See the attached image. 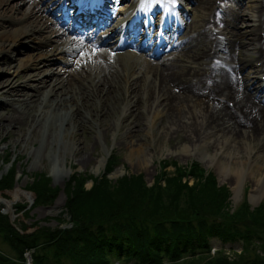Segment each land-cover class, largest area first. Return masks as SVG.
<instances>
[{
    "label": "rangeland",
    "instance_id": "rangeland-1",
    "mask_svg": "<svg viewBox=\"0 0 264 264\" xmlns=\"http://www.w3.org/2000/svg\"><path fill=\"white\" fill-rule=\"evenodd\" d=\"M1 1V0H0ZM7 0H5L6 2ZM20 0H8L5 4L0 5V79H9L7 84L14 80V86L23 85L21 89L22 94L14 97L0 93V100H10L12 98H24L27 99L35 94L40 79L49 78L52 74L55 78L48 80L47 86L41 93V99L48 96L54 97L55 91L52 92V86L55 83H59L65 79L68 75L63 74L62 70L68 68L65 60L72 54L78 53L76 43L74 40L70 41L66 36H60L56 33L52 34L45 29L44 22H34V19L29 16V12L33 6L27 4V1L17 4V8L9 10L7 13L4 12V8L8 3H17ZM67 0H43L41 3L42 10L39 12L50 21L54 20V16L60 17L62 13L57 11L60 4ZM110 3L113 7L110 13L111 18L114 20L109 23V29L119 24V33L122 32V24H124L130 17V14H137L138 10L147 11L149 5L160 7L156 10H150V13H143V17H139L138 20L140 25L136 28L142 34L147 32V28L144 25L149 22L157 25L160 21V15L164 11L161 2L158 0H111ZM167 1V0H166ZM222 1L226 9L225 14H220L216 7L218 2ZM264 0H211L208 6H212L211 11L204 10L199 1L197 0H184L182 7L185 9L179 15L181 16L182 30L179 31L174 37V43L177 45L185 41L187 35H194L198 30L205 28V23L209 24L208 34L214 37L216 40L221 42V47L229 49L243 50L242 43L249 48V52L245 51V58L249 59L248 64L257 66L258 61L257 51H259V44L256 40L252 39L251 36L259 34L263 35L264 30L257 27L258 22L256 21L257 11L256 6L264 9ZM168 4V2H167ZM20 9V10H19ZM37 11L38 7H34ZM35 10V11H36ZM160 11V13H158ZM115 12V15L112 13ZM152 16V22L150 16ZM219 17V18H218ZM110 18V19H111ZM224 19L225 26H220L218 19ZM215 19V21H213ZM112 23V25H111ZM157 23V24H156ZM115 24V25H114ZM238 24V26H237ZM254 28L253 34H248L249 28ZM62 31L64 28H56ZM94 29V28H93ZM89 29L85 33L87 37H92L93 40L86 43L85 47L100 49L103 47L101 44H96L100 37L105 36L109 29L103 33L95 32V29ZM150 37L154 34L153 29L149 28ZM239 29L245 34L240 35ZM18 30L27 32L21 36L22 42L9 47L8 42L5 41L4 36L11 31ZM156 30H161L156 28ZM157 31V32H159ZM166 36V35H165ZM118 37V34L113 32L111 39ZM154 37V35L152 36ZM167 37V36H166ZM71 38V37H70ZM79 38V37H78ZM129 41L133 40L130 34L126 35ZM48 39L57 40L52 41V44H48ZM59 39V40H58ZM236 39L235 43L232 40ZM79 40H83L80 38ZM210 40H205L204 49ZM182 43V44H183ZM95 44V46H94ZM192 41L184 46L182 49H170L161 54L159 57H149L148 59L155 61L160 66V62L170 61L168 59L172 54H175V58L172 60L187 62L188 59L184 56H189L188 53L192 46ZM113 43L108 44L107 48L113 53L121 51L122 53L130 54L131 56H137L142 58L146 56L144 51L130 45L122 50H112ZM180 45V44H179ZM239 45V46H237ZM63 47V48H62ZM61 48V49H59ZM67 48H70L68 52H65ZM264 48V47H263ZM7 51V52H6ZM47 55L50 59L49 62H41V58L37 57L41 54ZM207 61L212 67L217 62L224 63L227 61L225 49L221 50V54L218 55L212 50H206ZM6 54V55H5ZM37 57L36 67H21L19 64V58ZM43 56V55H42ZM77 56V54H75ZM41 57V56H40ZM44 57V56H43ZM139 58V59H140ZM168 59V60H167ZM204 68V67H203ZM69 69L85 73L88 70L93 69V62L88 58H83L80 65H73ZM194 69H196L194 67ZM206 70V69H205ZM210 70H206L205 75L211 76ZM25 74L22 77V74ZM262 73V72H261ZM261 73L256 72L255 69L247 67L242 71V75L248 74L250 79L245 83L252 87L255 93L256 100L264 106V92H261V85L264 84L261 79ZM21 76V77H20ZM63 78L61 79V77ZM138 78L143 76L142 89L140 91V103H137V95L132 99L128 94L121 95L117 102V107L112 114L105 115L104 118L100 115V107H97V115L92 117L90 121L84 127H78L74 132L69 134L65 133L64 128H61L60 118L56 121L53 120L52 116H48L45 120H39L34 122L32 127L24 126L21 130L18 125L12 128V131H4L0 134V178L3 173H6L11 166H15V182L11 190L6 191V198L12 199L14 204L10 210H7L5 204H0L1 212L7 214L12 220H21L30 224L31 222H38L40 225H46L51 227L57 226H70L69 222L71 216L66 208L67 201V182L73 173H81L87 176L88 180L86 186L90 188L95 179L101 177V173L106 167V160L109 154L115 152L116 161L114 170L109 173L108 177L115 182L118 178L125 174H142L145 181L149 186L154 185L156 177L160 172L161 160H166L171 165L167 167L168 170H175L177 167H187L192 161V158L200 163V166L207 172H212L219 187L225 186L228 189L230 198V213L242 211L241 207L249 206V209L253 211L257 207H261L264 210V192L261 193L256 199V202L252 201V192H257L254 187V182L264 176V137L262 133L252 135L250 137L245 136L243 138L232 139L224 131L210 127L208 135H205L207 126L202 124L200 142L194 143V138L188 139L187 132L181 127V121H175L174 123L167 116V111L163 109L161 101L163 97L159 95L151 96L148 100V93L153 92L154 88L150 86L152 80V72H143L139 70L136 73ZM239 83L243 81L242 77L239 76ZM256 78V79H255ZM30 79V80H28ZM197 79L193 78V85L196 84ZM192 83V82H191ZM39 84V85H38ZM127 84V83H126ZM173 85V84H172ZM202 85L204 83L202 82ZM211 87L213 84H210ZM171 87V84L168 85ZM196 85L195 87H197ZM207 90L211 92L208 85ZM245 86V85H244ZM174 88V85L172 86ZM58 88V87H57ZM127 85V89H128ZM128 91V90H127ZM162 94V92H160ZM223 92H218L214 100L220 101L230 108H235V100L232 101L227 99L222 101ZM159 96V98H157ZM228 97V96H227ZM154 98H157L154 101ZM229 98V97H228ZM212 100V97H211ZM138 104V103H137ZM212 106V103L210 104ZM4 105H0V111L6 112ZM13 107H16L14 105ZM10 106H7V110H10ZM130 113V116L128 114ZM188 117H183L182 121H187ZM108 125L105 126V122ZM201 119V118H200ZM199 119V121H200ZM117 124V126H116ZM65 126V125H64ZM63 126V127H64ZM106 130V132H105ZM48 136H52L48 141ZM65 136V137H64ZM65 140V142L63 141ZM200 143V144H198ZM250 145V150H246V147ZM142 146V149L146 151L149 163L147 165L142 164L137 156L135 147ZM185 146H188V150H185ZM198 146L199 151H205L201 156L199 153L193 155L191 150ZM231 154L230 161L243 160L244 169L246 174L243 176L241 186L237 187L233 184L234 174L225 175L221 172L220 167L225 160L226 155ZM199 155V157H198ZM110 156V155H109ZM57 159L59 170L54 171V162ZM4 160H9L4 164ZM42 173L50 180V185L57 188L58 193L53 203L51 204H37L33 191L29 189V184L32 183L36 174ZM190 178V183H193V179ZM166 183H163L165 185ZM23 209H20V208ZM243 208V209H244ZM64 218L65 220L57 218ZM70 223V224H68ZM245 241L236 240L234 242L228 241L223 242L220 238L213 237L211 254L205 255V259L200 264H211L213 259L218 256L217 250L222 249V255L228 257V260H234L237 256L235 253H240L243 250ZM252 257L261 258L264 256V246L258 243V245L249 246ZM0 249L14 255L13 250L3 240V236L0 234ZM34 250L27 252L31 254L28 258L26 254L27 264H34L33 253ZM50 251L48 252L49 255ZM217 253V254H216ZM52 256V254H50ZM49 255V256H50ZM31 259V260H29ZM214 262V261H213ZM111 264H133V262L126 261L123 257H119L116 253L112 254ZM167 264V263H166ZM169 264V263H168ZM235 264V262H233Z\"/></svg>",
    "mask_w": 264,
    "mask_h": 264
},
{
    "label": "trees",
    "instance_id": "trees-1",
    "mask_svg": "<svg viewBox=\"0 0 264 264\" xmlns=\"http://www.w3.org/2000/svg\"><path fill=\"white\" fill-rule=\"evenodd\" d=\"M116 158L113 154L90 188L89 177L71 175L66 187L70 226L28 224L12 220L0 209V234L14 252L0 249V264H27L25 254L30 250L34 264H111L114 253L135 264H200L211 254L213 237L245 243L233 261L220 249L211 264H264V256L252 257L249 248L264 246L261 207L251 211L247 204L231 214L228 189L219 187L215 175L206 174L198 164L190 174L192 184L185 181L189 174L183 168L168 170L167 161L152 186L142 174H125L113 182L108 175ZM15 172L13 164L3 173L1 195L12 189ZM29 189L37 204L53 203L58 193L42 173L36 174Z\"/></svg>",
    "mask_w": 264,
    "mask_h": 264
},
{
    "label": "bare ground",
    "instance_id": "bare-ground-1",
    "mask_svg": "<svg viewBox=\"0 0 264 264\" xmlns=\"http://www.w3.org/2000/svg\"><path fill=\"white\" fill-rule=\"evenodd\" d=\"M26 1L28 5L33 6L29 12V16L34 19V22L40 23L43 21L44 25H46L45 29L49 32L51 30L50 33L66 36L70 41L73 39V43H76L75 47H78L79 54L75 56L73 52H71L72 54L67 60H65L68 68H64L62 73L67 74L68 76L52 86V92L55 91L56 94L54 97L48 96L41 99V93L45 86H47L49 78H55L51 74L49 78L39 80L38 83L42 84V86H37L35 94L31 97L27 99L12 98L10 100H0V105H4L7 112L0 111V134L7 130L12 131V128L15 125H18L20 130L24 126H29L30 129L34 122L45 120L48 116H52L53 120L56 121L60 118L61 128H64L65 133L69 134L70 132L79 129L78 127L82 128L87 125L92 121L94 115L95 117L98 116L97 107H100V116L103 118L105 115L114 113L117 107V102L124 93L126 95L128 94L132 99L137 95L138 98L136 101L138 104L135 103V106L138 108L141 100L139 94L142 89L141 80L143 79V76L138 78L136 73L139 70H142L144 73L152 72L150 86H152V89L154 88V91L151 92V90L150 93H148L147 99L150 100L153 93L154 95L163 97L164 100L161 101V105H163V109L167 111V116L170 117V120H172L173 123L180 120L181 127L185 129L188 134L187 138H194V143H201L199 140L200 137H203L200 135L201 129L203 128L202 124L207 126L204 136L208 135L210 127H215L224 131L225 134H228L232 139L243 138L247 135L250 137L259 133H262L264 137V106L257 101L255 102L256 96L252 87L245 84L250 79V76H248V74L245 75V77L242 75V71L247 67L254 69L252 64H248L249 59H246L244 56L245 51L243 50L247 49L246 53L249 52V48L245 43H242L243 50L241 49V51L235 48L228 50L226 46L225 48H222L221 42H217L214 37L208 34L207 31L209 29V24L205 23V28L200 31L197 30L192 36L185 37L184 43L182 41L180 45H176V48L181 49L180 53L182 54L184 46L192 41L193 44L188 51V53H190L189 56H184L188 59L189 63L172 60L175 58V55L173 54L170 61L165 62L163 60L160 62L161 64L159 66L155 61H150L146 57L139 59L138 56H131L130 54L122 53L121 51H118L117 53L109 51L107 45H110V43H113L111 46L113 51L120 50L124 48L123 46L131 44L122 42L119 37L111 39L113 32L119 34V24H114L115 26L110 29L108 28L109 30L106 29V31L108 30L109 32L105 36L100 37L98 42H96V44L99 45L101 43L103 47L100 49H95V47H85L86 43L93 40L92 37H87L85 35L86 30L95 29L96 27L95 32L103 33L105 32L106 24L113 21L114 17L111 19L108 18L109 20L106 21L107 23L105 20L100 21L95 18V24L90 25V23L87 22L84 26L85 28L66 25L65 29L60 31V29L56 28H60V25L63 26L64 17L58 18L54 16V20L50 21L39 13L42 10L41 3L43 0H20L17 3H8L3 11L7 13L9 10H14L17 8L18 3L24 4ZM175 1L183 2V0ZM198 1L199 4L202 5L201 8L204 10H212V6H208L211 0H197V2ZM6 2L5 0H1L0 5L3 3L5 4ZM80 2H82V0H80ZM82 3L85 5L84 2ZM166 3V0H162V6L165 9L169 5H166ZM34 7H38L39 10L37 11ZM151 9H153L152 4L149 5L148 10L150 11ZM68 11L70 12V9L64 10V12ZM256 11L258 16L257 20L259 21L258 26L263 27L264 29V9L256 6ZM112 14L115 15V12ZM165 24L166 23L162 21L160 22V26ZM218 24L220 26H225L224 19H219ZM168 28V25L164 26L165 30ZM131 29V27H128L124 34L131 33ZM170 30L171 29L169 28V31ZM253 32L254 28H249L248 34L251 35ZM26 33L27 32L23 33V30H14L8 32L4 36V39L8 42L10 47L11 45L20 44L22 42L21 36ZM239 33L241 36L245 35L241 29H239ZM79 36H81L83 40H79ZM174 36L175 35L172 36V39ZM251 38L261 44L257 53L259 60H262L263 62L261 64V69H257L258 72L259 70L261 71L264 69V53L262 51L264 46V36H256L254 32V35H252ZM172 39H170L169 42H172ZM206 39L210 41L207 42L204 49L203 46ZM147 40L151 41V37L148 36L146 38V41ZM52 41L56 42L57 40L48 39L46 41L47 46H49L48 44H52ZM166 42L167 41L163 38L160 39V34H157L152 44L155 45V47L159 46L161 50H164ZM135 45L137 48L146 46L142 42L135 43ZM223 49H225L228 64L222 67L220 63H216L210 68L207 61L206 50H214L218 54H221V50ZM69 50L71 49L67 48L65 52H68ZM40 56L37 57L41 58V62L43 63L52 60L44 53ZM37 57H30L29 55L28 60H25L27 58H19V64L24 68L36 67L38 66L36 62ZM85 57H89V59L92 60V70H88L85 73V71L78 72L69 69L74 64L80 65L82 59ZM194 67L196 69H194ZM205 69H211V76L207 77L205 75ZM20 74H22V77L25 75L23 73ZM239 76L243 79L241 83L238 82L240 79ZM62 78L63 76L61 79ZM193 78H196L198 81L194 85ZM8 80L9 79H0V93L9 95L10 97L23 93V90L21 89V86L23 85L20 84L14 86V80H11V82L7 84ZM202 82L204 85L207 84L209 89L211 88V92L207 90L206 86L202 85ZM169 84H171V87L168 86ZM172 84L174 85V88L172 87ZM210 84H213L212 87ZM127 85L129 87L128 89ZM196 85L198 86L195 87ZM220 91L232 100H235V108H230L224 103L214 100L215 95ZM160 92H162V94H160ZM159 96H157V98H159ZM157 98H154V101ZM211 103L212 106L210 105ZM14 105H16V107H13ZM7 106L11 107L10 110H7ZM128 116H130V113ZM183 117H188L186 122L182 121ZM106 125H108V122H105V126ZM51 137L52 136H48V141H50ZM63 141L65 142L64 139ZM249 146L250 145L246 147L247 151L251 149ZM135 149L138 160L142 164L147 165L149 163V158L146 157V151L142 149V146H137ZM185 150L189 151L188 146H185ZM190 153L196 156L199 153L201 156L205 151H199L198 146H196ZM230 157L231 154L226 155L225 160L221 164L220 170L226 176L234 174L233 184L240 187L243 181V176L246 174L243 167L244 162L240 159L230 161ZM53 168L54 171L61 168L57 165V159L54 162ZM254 187L257 189V192H252L251 198L253 202H256V199H258L257 197L264 192V176L254 182ZM0 204H5L7 210H10L14 201L0 194Z\"/></svg>",
    "mask_w": 264,
    "mask_h": 264
}]
</instances>
